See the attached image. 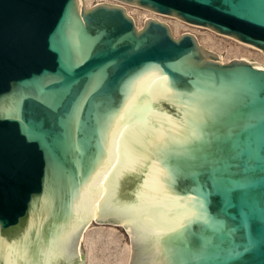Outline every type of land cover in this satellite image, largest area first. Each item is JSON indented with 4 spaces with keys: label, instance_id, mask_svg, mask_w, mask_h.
Listing matches in <instances>:
<instances>
[{
    "label": "water",
    "instance_id": "obj_1",
    "mask_svg": "<svg viewBox=\"0 0 264 264\" xmlns=\"http://www.w3.org/2000/svg\"><path fill=\"white\" fill-rule=\"evenodd\" d=\"M264 52V0H120ZM264 264V68L119 5L0 0V264Z\"/></svg>",
    "mask_w": 264,
    "mask_h": 264
},
{
    "label": "rangeland",
    "instance_id": "obj_2",
    "mask_svg": "<svg viewBox=\"0 0 264 264\" xmlns=\"http://www.w3.org/2000/svg\"><path fill=\"white\" fill-rule=\"evenodd\" d=\"M97 2L115 3L114 0H83V5L89 7ZM122 4H127V2ZM127 5L130 9L126 8V12L133 17L134 23L136 21L137 27L141 28L144 20L148 16V14L143 11L146 10V7L136 4ZM161 14L169 25L171 34L174 37H178L183 32H192L202 47L215 52L222 61H228L234 57L240 59L245 58L247 61H253L255 64L264 67V55L257 48L241 43L222 33L214 32V30L207 26L197 25L183 20L181 24H178L174 21L178 20L175 16ZM110 224H113V227L116 228L112 234V239L106 232V226H111ZM91 226H89V230H95L96 228H99L98 226H102L100 228L103 229V234L100 237L94 236L93 239H91V246L86 238L82 239L85 256L83 264H122L125 257H127L125 254V246L126 244L130 245L129 236L123 225L112 222L93 221ZM130 257L131 252L128 255V261H126V264H129Z\"/></svg>",
    "mask_w": 264,
    "mask_h": 264
},
{
    "label": "bare ground",
    "instance_id": "obj_3",
    "mask_svg": "<svg viewBox=\"0 0 264 264\" xmlns=\"http://www.w3.org/2000/svg\"><path fill=\"white\" fill-rule=\"evenodd\" d=\"M79 1V4H80V0H78ZM117 1H120V0H114V4H119V5H121V6H123L125 9L126 8H129L130 9V7L127 5V4H131V3H127V4H122V3H126V2H123V1H120V2H117ZM122 2V3H121ZM131 6H133V5H131ZM148 8H146V10H143L145 13H147L148 14V16H147V18H149V17H152V18H156V19H158V20H161V21H164V22H166L165 20H164V17H162V14L161 13H159V12H155L154 10H151V9H148ZM127 10V9H126ZM146 14V15H147ZM175 18L176 19H178V20H174L176 23H178V24H181L183 21H182V19H180V18H178V17H176L175 16ZM181 22H180V21ZM135 24H136V21H135ZM136 26H137V24H136ZM213 30V29H212ZM214 32H217V31H215L214 30ZM192 33V32H191ZM219 33V32H218ZM222 34H224V33H222ZM224 35H227V36H229V37H231V38H233V39H235V40H238L239 42H241V43H245V44H248V45H251L253 48L255 47V48H257L258 50H260L261 52H262V54L264 55V52L262 51V49H260L259 47H257V46H255V45H253V44H250V43H247V42H244V41H242V40H239L238 38H236V37H233V36H231V35H228V34H224ZM243 45V44H242ZM219 59H220V57H219ZM257 65V64H256ZM257 66H259V65H257ZM259 67H261V66H259ZM264 68V67H263ZM92 222H93V220H91L89 223H87L85 226H84V228H83V231H82V239H84V238H86V240H87V242L89 243V245L91 246V244H92V240L91 239H93V237L94 236H97V237H100V236H102V234H103V229L102 228H100V227H102V226H98L99 228H96L95 230H89L88 228H89V226H91V224H92ZM111 226H106L107 228H106V232H107V234L109 235V237L112 239V234H113V232H114V230L116 229L115 227H113V224H110ZM121 225H123V227L125 228V226H124V223H122ZM87 226V227H86ZM92 227V226H91ZM93 228V227H92ZM126 230V229H125ZM126 232H127V230H126ZM127 234H128V236H129V233L127 232ZM129 242H130V245H128V244H126V246H125V254H126V256L127 257H125V259H124V261H123V263L122 264H126V261H128L127 259H128V255H129V253L131 252V241H130V237H129Z\"/></svg>",
    "mask_w": 264,
    "mask_h": 264
}]
</instances>
